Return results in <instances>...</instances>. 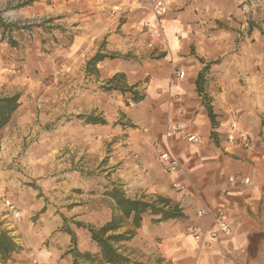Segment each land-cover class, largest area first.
<instances>
[{"label":"rangeland","instance_id":"rangeland-1","mask_svg":"<svg viewBox=\"0 0 264 264\" xmlns=\"http://www.w3.org/2000/svg\"><path fill=\"white\" fill-rule=\"evenodd\" d=\"M263 2L182 1L183 8L172 18L180 17L185 25L177 38L188 41L192 60H186L170 57L168 23L165 41H157L143 26L153 17L133 0H0L3 17L16 26L17 44L11 47L0 35V96L21 97L0 131V158L9 161L0 166V203H106L104 194L112 185L121 186L126 196L132 188L131 199L172 200L176 193L196 192L184 172L170 177L159 162L162 142L165 148L173 144L167 129L175 123L170 111L176 74H188L192 66L198 74L205 72V96L197 93L200 108L207 113L205 105L210 104L218 126L229 122L230 109L242 112L243 128L254 122L264 125ZM97 53L113 58L100 62L97 74H89L87 62ZM107 63H121L124 70L113 74ZM116 75H124L129 87L137 85L144 100L134 103L118 82L106 90ZM86 117L105 124H87ZM218 136L214 142L219 143ZM4 180L16 185L5 188ZM178 181L185 190L174 187ZM153 184L161 194L143 192ZM9 191L13 195L6 196ZM71 226L89 233L93 225ZM62 230L75 237L78 248L70 225ZM88 252L99 253V248ZM258 260L264 264V257Z\"/></svg>","mask_w":264,"mask_h":264},{"label":"crops","instance_id":"crops-1","mask_svg":"<svg viewBox=\"0 0 264 264\" xmlns=\"http://www.w3.org/2000/svg\"><path fill=\"white\" fill-rule=\"evenodd\" d=\"M262 5L264 9V2ZM182 8V4L175 7L166 19L173 44L170 57L192 60L188 53V41L177 38L178 33L185 32V25L180 17L172 18ZM253 35L255 38V31ZM107 66L113 74L124 70L121 63H109ZM187 72L184 71V77L172 86L178 98L171 106L170 116L181 131L171 137L173 144L170 146L165 148L162 142V151L173 152L182 161L183 172L198 189L170 196L183 210L184 218L154 223L153 220L159 218L146 214L133 238L118 247L124 256L140 264H259L258 259L264 257V125L254 122V125L249 123L248 128H243L242 112L236 110L239 132L250 137L252 148L245 150L228 144L225 137L230 131L228 121H222L217 127L219 143L214 142L210 136L212 128L208 114L201 110L197 95L195 83L198 71L192 66ZM230 110L227 111L228 117ZM186 135H195L201 141L191 145L186 141ZM182 143L186 146L181 153L178 148ZM9 157L12 158L11 154ZM8 163L0 158L1 167ZM236 175L251 179L252 185L234 187L229 178ZM11 185L14 187L16 184L12 180H4L5 188ZM147 187L149 189L143 191L145 194L162 192L154 184ZM130 192L132 188L126 191L128 198ZM19 193L25 194L21 190ZM10 194L13 195L9 191L6 196ZM103 200H107L106 203L93 200L66 203L18 201L15 205L22 213L19 223L10 218L4 203H0V233L7 232L21 248L0 264H29L33 259L40 264H72L71 255H66L71 249L72 238L62 230L66 223L77 237L80 250L97 252V244L91 236H86L87 232L71 226V223L89 222L92 228H100L110 222L115 204L110 198ZM203 204L224 209L232 234L199 250L187 228L195 223L203 224L204 221L197 219V211ZM128 229H132L129 221L120 232ZM253 235L263 236L254 243Z\"/></svg>","mask_w":264,"mask_h":264},{"label":"trees","instance_id":"trees-1","mask_svg":"<svg viewBox=\"0 0 264 264\" xmlns=\"http://www.w3.org/2000/svg\"><path fill=\"white\" fill-rule=\"evenodd\" d=\"M5 12V10H0V35L2 36V40L7 41L11 47H16L17 44L13 37L16 26L6 21L3 17ZM112 58L113 57L108 55L97 53L87 62V73L97 74V65L106 59ZM206 68H208V66ZM204 79L205 72L202 71L198 74L195 83L197 93L200 96H205ZM117 82L119 83L118 88H120L121 92L130 91L133 95L132 101L134 103H140L144 100V95H140L135 91L138 87L137 85L132 87L126 85L124 82V75H116L110 80L108 85H111V87L106 88V90H112V84ZM118 88L116 87L114 90H119ZM20 98V95L0 96V131L10 123L12 116L18 110ZM205 108L213 129L212 139L216 140L215 136H217L216 130L218 127L216 116L210 104L205 105ZM86 122L92 125L105 124L104 120L95 117H86ZM104 195L109 197L115 204L110 222L100 228H87L91 235V239L99 248V253L93 254L88 251L84 252L79 250L76 247V239L73 237V246L70 251H68V255L73 256L72 264H95L97 262L101 264H140L124 256V254L120 252L118 246L133 238L135 230L140 228L142 224L143 217L146 214L158 217L159 219L153 220L154 223L185 217L179 205L163 196H156L152 200H146L145 197L141 199H130L125 195L121 186L118 185H112ZM128 221L132 229L120 232ZM259 236L260 235H253L252 238H257ZM20 250L21 248L7 232L0 233V262L9 259L13 253H17Z\"/></svg>","mask_w":264,"mask_h":264},{"label":"built area","instance_id":"built-area-1","mask_svg":"<svg viewBox=\"0 0 264 264\" xmlns=\"http://www.w3.org/2000/svg\"><path fill=\"white\" fill-rule=\"evenodd\" d=\"M141 4L145 10L153 17L152 20L144 22L143 26L149 31L150 35L157 41L164 40L166 36L167 16L175 7L180 6L185 0H133ZM176 78L184 77L183 72H178ZM178 95L174 96V100ZM229 128L230 131L226 135V141L232 146H241L245 150H250L251 139L248 135L239 132L238 113L232 109L229 113ZM181 131L176 123H171L168 126L167 134L176 135ZM186 141L189 144H197L201 141L200 137L195 135H186ZM159 162L164 171L170 176H176L183 172L184 165L182 161L172 152L162 151L159 155ZM229 183L234 187H247L252 185V180L239 175L229 178ZM174 187L179 191L185 190L181 182H175ZM6 213L15 222L19 223L22 220V213L17 208L15 203L6 200L4 203ZM197 219L204 221L203 224L195 223L187 228V232L197 242L200 249L209 247L213 242L219 241L231 236L232 231L226 221V213L223 208H211L207 205H201L197 212ZM29 264H40L37 259H33Z\"/></svg>","mask_w":264,"mask_h":264}]
</instances>
